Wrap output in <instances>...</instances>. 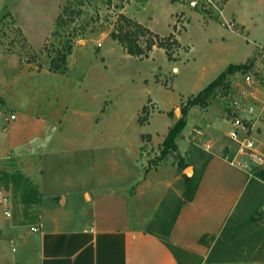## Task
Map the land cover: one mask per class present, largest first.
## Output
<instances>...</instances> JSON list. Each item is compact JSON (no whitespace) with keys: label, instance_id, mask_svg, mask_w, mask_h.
<instances>
[{"label":"rangeland","instance_id":"1","mask_svg":"<svg viewBox=\"0 0 264 264\" xmlns=\"http://www.w3.org/2000/svg\"><path fill=\"white\" fill-rule=\"evenodd\" d=\"M190 1L0 0V133L10 132L12 122L22 125L12 130L14 140L46 136L48 129L41 131L35 123L27 122L24 108L16 104L35 99L34 105L42 109L45 105L62 118L55 132L58 136L86 132L94 139L100 136L103 141L90 138L87 144H96L111 160L123 155V139L139 140L144 168L159 171L165 166L164 176L172 180L180 197L184 190L188 192L183 174H193L196 180L210 156L246 161L245 154L237 153V144L226 136L231 126L218 120L220 112L234 109L247 121L248 134L264 151V0H194V6ZM58 18L65 22L59 28ZM124 18L147 28L139 33L142 45L149 35L171 33L178 44L168 49L169 58L158 46L147 56L126 53L109 37L117 21ZM242 18L250 30L239 22ZM66 40L72 47L67 69L54 72L49 68L50 58ZM245 73L253 79L248 84L242 79ZM220 74L222 79L205 104L186 108L185 125L175 139L176 150L159 159L163 138L181 116L186 99ZM10 114L16 119H9ZM83 119L89 122L85 124ZM55 145H60L55 149L58 152L45 145L42 167L52 168L60 176L82 171L88 147L74 150L62 146L64 143ZM33 148L40 147L14 150L22 155ZM180 157L184 161L181 167L177 164ZM21 167L19 158L0 160V186L4 190L9 187L14 209L26 217L36 210L37 196L36 190L30 191L31 179ZM250 167L245 170L249 183L225 222L227 230L216 237L223 242L217 248L226 249L222 254L226 258L264 257V178H254L257 168ZM0 218L4 219L1 208Z\"/></svg>","mask_w":264,"mask_h":264},{"label":"crops","instance_id":"2","mask_svg":"<svg viewBox=\"0 0 264 264\" xmlns=\"http://www.w3.org/2000/svg\"><path fill=\"white\" fill-rule=\"evenodd\" d=\"M239 22L250 30L243 18ZM34 101L16 104L24 108L27 122L35 123L41 131L48 129L46 136L14 140L12 130L22 125L12 122L9 135L0 133V160L19 158L23 173L31 179L30 191L36 190L37 196L36 210L22 217L12 205L9 187L4 190L0 186V198L8 197L11 211L6 216L0 203L4 215V219L0 218V264H264V257L207 261L213 240L249 183L248 173L241 167L221 156H210L188 200L185 197L191 187L185 186L188 192L183 189L184 198L180 197L172 188V180L164 176L165 166L159 171L144 168L139 140L123 139V155L111 160L96 144H87L90 138L93 142L103 141L100 136L94 139L88 132L58 136L55 132L59 131L62 118L45 105L43 109L34 105ZM225 115L226 110L218 114L223 124L228 123ZM55 143H64L62 146L74 150L88 147L84 150L87 164L82 171L60 176L52 168L41 166L42 155L46 154L43 151L48 148L45 145L56 151L60 145ZM19 146L40 148L16 155L14 147ZM128 164L138 171L130 170ZM148 224L152 226L147 228ZM202 235H207V243L199 241Z\"/></svg>","mask_w":264,"mask_h":264},{"label":"trees","instance_id":"3","mask_svg":"<svg viewBox=\"0 0 264 264\" xmlns=\"http://www.w3.org/2000/svg\"><path fill=\"white\" fill-rule=\"evenodd\" d=\"M59 19V18H58ZM59 19V22H56V27L63 26L65 22L63 23ZM147 30L146 27H143L140 23L130 20L128 18L119 19L115 25V28L109 32V37L115 41H117L121 47L125 50L126 53L134 56H147L148 52L152 49L153 46L161 47L165 50L167 57L169 58L170 52H168V49L173 44H178L177 41L172 37V34L169 33L166 36L159 37L154 35H149L145 38L142 45L139 42V33L144 32ZM71 43L69 40H66L63 42L62 46L55 49L52 57L50 58V70L54 72H64L67 69V57L71 53ZM231 65L228 66L230 68ZM222 79V74H220L217 79L210 82L208 85H206L204 88H202L196 95L193 97H189L186 99L185 104L181 107V116L177 118L175 123L168 128L167 133L165 134L163 141H162V147L160 149V155L159 159L164 158L171 150L175 151L177 146L175 143L176 137L179 136L181 129L185 125V119L184 115L186 113V108L193 105H203L205 104L206 98L210 95L212 89L215 85L219 84ZM172 112H169V115H171ZM139 123H142L143 121L138 119ZM231 158V157H230ZM179 167L184 165L183 158L180 157L178 160ZM254 178L263 179L264 178V170L256 169L253 171ZM183 183L186 187L190 188L191 191L186 199H191L195 188H196V181L194 180L193 176H187L186 174H183ZM191 185V186H190ZM180 205V204H179ZM178 205V207H179ZM178 207L176 209H178ZM229 220V219H228ZM226 223L221 229L220 235L223 236L225 233ZM207 235H202L199 238V241L202 243H207ZM209 239H213V236H208ZM223 242L218 238H215L213 240L212 245L210 246V250L208 253L207 261L208 262H222V261H233L237 259L238 257H229L226 258V256H222L223 252L226 251L224 249L223 251H219L217 248L219 244H222ZM227 255V254H226Z\"/></svg>","mask_w":264,"mask_h":264},{"label":"built area","instance_id":"4","mask_svg":"<svg viewBox=\"0 0 264 264\" xmlns=\"http://www.w3.org/2000/svg\"><path fill=\"white\" fill-rule=\"evenodd\" d=\"M190 6H194L196 2L194 0L189 2ZM261 58L264 61V49L262 50ZM243 81L245 83H249L253 79L251 78V75L248 73H245L242 77ZM11 119L14 118V115L11 114L9 116ZM225 119L230 124L231 128L227 131L226 136L229 137L233 142L237 144V153L241 152L243 155L245 154L246 161L241 163L238 160L227 159L232 164L238 165V163L241 164L238 165L240 167H243L244 170L249 169V166L258 168L260 170H264V151H262L257 144V141L251 137V134H248L250 129V126L248 125L247 121L243 120L234 109L226 110ZM248 156V157H246ZM227 158V156H225ZM251 159V162L253 163L251 165V162L249 161ZM250 167V168H251ZM0 203L3 206V213L6 216L11 215L10 211V205L9 200L7 196H2L0 198ZM32 230H36L35 227L31 228Z\"/></svg>","mask_w":264,"mask_h":264}]
</instances>
